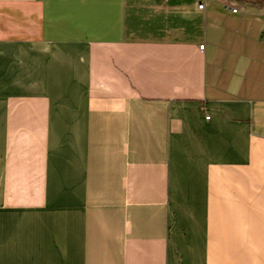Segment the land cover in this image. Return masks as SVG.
<instances>
[{"label": "crops", "instance_id": "crops-1", "mask_svg": "<svg viewBox=\"0 0 264 264\" xmlns=\"http://www.w3.org/2000/svg\"><path fill=\"white\" fill-rule=\"evenodd\" d=\"M0 264H264V0H0Z\"/></svg>", "mask_w": 264, "mask_h": 264}, {"label": "built area", "instance_id": "built-area-1", "mask_svg": "<svg viewBox=\"0 0 264 264\" xmlns=\"http://www.w3.org/2000/svg\"><path fill=\"white\" fill-rule=\"evenodd\" d=\"M199 7H200L201 9H204V8H205V3H200V4H199ZM228 8H229V10H231V11H233V12H237V8H233V7H228ZM200 48H201V49H204V45H201ZM206 118L209 119L210 116L207 115Z\"/></svg>", "mask_w": 264, "mask_h": 264}]
</instances>
